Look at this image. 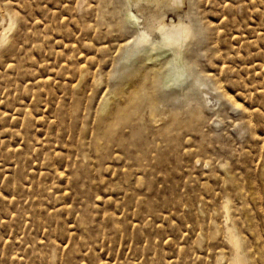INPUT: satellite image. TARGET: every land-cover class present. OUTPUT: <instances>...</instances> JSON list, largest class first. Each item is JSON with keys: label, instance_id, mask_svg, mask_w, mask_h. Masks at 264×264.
<instances>
[{"label": "rangeland", "instance_id": "1", "mask_svg": "<svg viewBox=\"0 0 264 264\" xmlns=\"http://www.w3.org/2000/svg\"><path fill=\"white\" fill-rule=\"evenodd\" d=\"M178 2L0 0V264H264V0Z\"/></svg>", "mask_w": 264, "mask_h": 264}, {"label": "bare ground", "instance_id": "2", "mask_svg": "<svg viewBox=\"0 0 264 264\" xmlns=\"http://www.w3.org/2000/svg\"><path fill=\"white\" fill-rule=\"evenodd\" d=\"M145 1H149V2H156L158 0H145ZM174 2L175 4V7H178L180 6L179 5V2L178 0H171ZM161 2V1H160ZM170 3V2H169ZM171 4V3H170ZM144 5V3H143ZM149 5V4H148ZM151 5V4H150ZM159 5V4H158ZM157 5V6H158ZM139 6V5H137ZM156 6V5H155ZM148 7V6H147ZM154 7V6H153ZM140 8H145V7H141L140 5ZM173 9L175 10V8L173 7ZM176 9V10H177ZM147 10V8H146ZM154 10V8H153ZM156 10V9H155ZM154 12V11H153ZM130 15L128 16V21L129 19H131L135 24L138 22V19L136 16H134L133 14H131V12H129ZM140 16V15H139ZM142 16V15H141ZM149 16V15H148ZM188 17V15H187ZM142 18V17H141ZM140 18V19H141ZM145 18V16L143 17ZM149 19H151L150 17H148ZM154 18V17H152ZM139 19V20H140ZM147 20V19H146ZM185 20V19H184ZM148 21V20H147ZM188 21V20H187ZM132 22V23H133ZM162 22V21H161ZM159 22V25H157L155 28H156V33L154 34L155 35V38L153 40H148L150 39L149 37V34L146 33L148 31L145 32V30L141 31L140 34L137 36V44H142V43H147L150 47V49H152L157 43L160 44L162 47H165L166 49H169L171 51H175V59L173 58V60H180V58L182 57L184 51H186V47H187V44H188V39H191L193 36V27L194 26V23L193 25L191 24V22H184L183 20H181V18L178 20V22L174 23L172 21H170V23H165V22ZM133 23V24H134ZM139 23V22H138ZM161 23V24H160ZM141 25V24H140ZM138 26V25H137ZM145 27V26H144ZM139 30V29H138ZM142 30V28L140 29ZM195 30V28H194ZM150 32V31H149ZM146 45V44H144ZM138 47V45H137ZM146 47V46H145ZM143 49V48H142ZM145 49V48H144ZM147 50V48H146ZM159 51V50H158ZM152 51H148V54L151 53ZM154 52L155 49H154ZM135 54V53H134ZM147 55V54H146ZM151 55H153L151 53ZM155 55V54H154ZM157 56V54H156ZM173 56V54H172ZM184 57V55H183ZM146 59V58H145ZM151 59V58H150ZM157 61V60H156ZM160 65V64H159ZM182 65V63H181ZM168 67V66H167ZM166 68V67H165ZM179 68V67H178ZM183 68V67H182ZM150 69V67H149ZM162 69V68H161ZM176 69V68H175ZM147 70V69H146ZM165 70V69H164ZM178 70V69H177ZM163 71H161L162 73ZM176 73V72H175ZM183 73V72H182ZM123 76V79L124 78V75ZM168 76V75H167ZM177 76V74H176ZM180 76V75H179ZM131 77V76H130ZM175 78V77H174ZM162 84V83H161ZM172 95V94H171ZM171 95H169L171 97ZM168 96V95H167ZM176 96V95H175ZM173 97V95H172ZM109 101V100H107ZM106 101V102H107ZM158 104V103H157ZM155 107V106H154ZM235 242V241H234ZM236 245V244H235ZM235 247V246H234ZM234 264H238V262H235Z\"/></svg>", "mask_w": 264, "mask_h": 264}]
</instances>
